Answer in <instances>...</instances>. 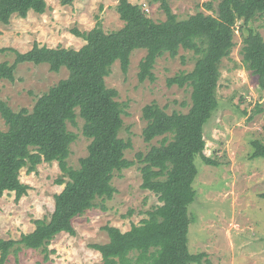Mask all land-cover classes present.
<instances>
[{"label": "trees", "instance_id": "1", "mask_svg": "<svg viewBox=\"0 0 264 264\" xmlns=\"http://www.w3.org/2000/svg\"><path fill=\"white\" fill-rule=\"evenodd\" d=\"M73 1L62 0V4L72 5ZM156 1L165 12V21L156 22L140 5L118 0L116 11L124 22L122 29L106 33L97 16L91 31L74 30L86 42L79 50L35 43L26 53L10 49L15 62L0 64V79L12 83L17 66L23 63L47 64L51 72L65 68L69 73L39 96L32 110L14 111L0 100V115L8 127L0 131V199L7 193H14L16 201L25 196L29 187L21 181L22 171L35 172L43 163H58L61 176L57 183L64 186L55 196L48 220H36L34 231L20 240H0V264H6L12 251L46 252L57 235H75L76 218L95 208L106 210L103 203L116 193L112 184L115 174L136 165L125 156L133 148L131 139L120 137L127 106L117 100L118 91L108 88L106 79L117 62L127 74L132 53L146 50L138 77L141 83L154 82L157 59L166 54L175 58L180 49L195 54V66L192 72L169 79L168 86H190L191 108L186 114H168L156 102L145 106L144 140H161L146 155L137 154L141 187L154 193L161 204L147 211V219L127 232L106 226L108 243L91 247L100 253L103 264H212L207 254H192L188 246L189 210L197 195L196 159L209 166L219 165L205 155L204 127L218 108L221 65L236 46L239 21L243 23L242 61L264 89V38L249 27L264 16V0H220L216 9L214 2H207L203 8L214 14L200 11L186 20L178 19L167 0ZM47 9L45 0H0V24L8 25L14 15L26 18L31 11L42 15ZM78 118L84 121L83 135L90 144L79 168H72L68 159L77 135L68 125L76 126ZM253 145L256 151L252 157H264V144L255 141Z\"/></svg>", "mask_w": 264, "mask_h": 264}, {"label": "rangeland", "instance_id": "2", "mask_svg": "<svg viewBox=\"0 0 264 264\" xmlns=\"http://www.w3.org/2000/svg\"><path fill=\"white\" fill-rule=\"evenodd\" d=\"M47 11L40 15L31 11L26 18L12 16L8 25L0 24V64L12 65L16 55L12 50L26 53L35 43L49 48L63 47L79 50L86 42L77 37L74 30L91 31L102 19L106 33L124 27L116 11L118 0H74L63 5L62 0H45ZM140 5L156 22L165 21V12L156 0H129ZM179 20L206 11L203 4L220 0H167ZM242 22H237L235 48L230 57L223 60L216 98L218 108L204 127L205 155L218 166L206 165L196 159L198 175L194 183L195 202L189 214L191 226L188 246L192 254L205 253L212 264H264V157L253 158L254 142L264 144V89L258 79L242 61ZM264 38V16L249 24ZM246 30V29H244ZM146 50L134 51L127 74L119 62L106 79L108 88L118 91L117 100L126 104L123 115L124 128L120 137L131 139L133 148L126 151L128 160L136 165L116 173L112 184L116 193L111 200L88 211L73 221L75 235H57L43 250L22 249L10 253L6 264H103L102 257L91 245L106 244L109 235L106 226L127 232L133 225L147 219V211L161 203L158 197L142 189L141 165L137 154L146 155L161 138L147 143L143 131L147 122L143 109L153 102L168 114L188 113L191 105L190 86H168V80L182 72H192L196 56L192 51L180 49L179 55L168 54L158 58L153 73L154 82L141 83L138 74ZM182 58H185L183 60ZM68 71H50L49 65L19 64L14 83L0 79V100L14 110H32L37 99L62 79ZM84 121L69 124V130L77 135L71 145L68 164L79 168L80 160L88 155L90 140L83 135ZM8 127L0 115V131ZM61 171L57 162L43 163L35 172L24 169L21 181L29 187L25 196L16 201L14 193L0 199V240H20L22 235L34 231L36 220H48L54 211L55 196L64 186L57 183ZM1 258V257H0Z\"/></svg>", "mask_w": 264, "mask_h": 264}]
</instances>
